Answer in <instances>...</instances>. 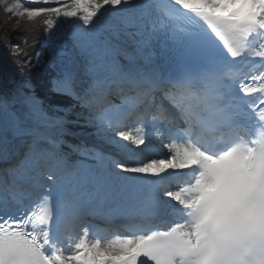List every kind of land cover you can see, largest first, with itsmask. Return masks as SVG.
<instances>
[{"label":"snow or ice","instance_id":"6c2138e0","mask_svg":"<svg viewBox=\"0 0 264 264\" xmlns=\"http://www.w3.org/2000/svg\"><path fill=\"white\" fill-rule=\"evenodd\" d=\"M0 3L79 21L49 31L46 95L0 84V264H264V0Z\"/></svg>","mask_w":264,"mask_h":264},{"label":"trees","instance_id":"16d2710c","mask_svg":"<svg viewBox=\"0 0 264 264\" xmlns=\"http://www.w3.org/2000/svg\"><path fill=\"white\" fill-rule=\"evenodd\" d=\"M56 6L54 3L44 5L43 3L35 4L29 7H46ZM45 17H40L34 21H29L27 17L18 18L14 17L10 21L4 30L0 33V46L4 49H8L10 40L17 44L21 55L15 59L16 72L15 77L18 81L29 80L34 86L35 90L40 95H46V83L48 75L51 73V69H45L43 64L35 65L33 63L34 54L39 45L37 40L43 31L46 29L44 25ZM87 132L92 131L88 125H83ZM74 144H81L78 140L68 138ZM68 151L67 148L64 149ZM75 156V153L72 157Z\"/></svg>","mask_w":264,"mask_h":264},{"label":"rangeland","instance_id":"374dc122","mask_svg":"<svg viewBox=\"0 0 264 264\" xmlns=\"http://www.w3.org/2000/svg\"><path fill=\"white\" fill-rule=\"evenodd\" d=\"M9 4V3H8ZM71 19H73V18H71ZM71 19H69V18H64V24L65 25H67V26H65V28L64 29H66L68 26H69V24H71L70 23V21H71ZM58 26V25H57ZM57 28V27H56ZM46 31H47V33H49V31H55V28L54 29H52V30H48V29H46ZM44 46H45V44H44ZM43 45H42V47H44ZM37 54H39V57L37 56ZM48 55L49 56V53H48V49H47V46H46V48L44 49V50H39V51H36V64H39V63H44L45 64V66L47 67V61L50 59V57H49V59L48 60H45V58H44V56L45 55ZM2 77H3V79L5 80V75L2 73ZM8 86H10V87H17V86H15V85H9L8 84ZM99 141H101V140H99ZM148 151H151V149L150 150H148ZM147 151V152H148ZM146 152V153H147Z\"/></svg>","mask_w":264,"mask_h":264},{"label":"bare ground","instance_id":"6f19581e","mask_svg":"<svg viewBox=\"0 0 264 264\" xmlns=\"http://www.w3.org/2000/svg\"><path fill=\"white\" fill-rule=\"evenodd\" d=\"M165 142L164 141H157L156 139H153V146L158 148H161V154H158L159 156H154V154L150 153L146 157L147 158H161L168 155L167 149L164 147Z\"/></svg>","mask_w":264,"mask_h":264}]
</instances>
